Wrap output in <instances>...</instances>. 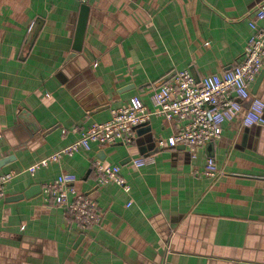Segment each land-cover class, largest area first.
<instances>
[{"label":"crops","instance_id":"crops-1","mask_svg":"<svg viewBox=\"0 0 264 264\" xmlns=\"http://www.w3.org/2000/svg\"><path fill=\"white\" fill-rule=\"evenodd\" d=\"M262 2L92 0L76 52L82 2L0 0V174L23 171L72 143L134 95L154 108L155 88L179 69L198 79L231 69L244 56ZM255 83L252 92L264 101V75L256 89ZM183 125L153 115L131 145L94 143L34 175L14 177L0 198V258L264 264V125L245 126L241 116L226 121L222 137L195 156L184 144L160 145ZM141 156L152 161L138 167L134 159ZM209 157L222 172L215 177L202 173ZM97 160L119 164L130 190L114 181L99 184ZM62 172L75 173L77 191L98 201L100 224L81 229L65 208L44 201L43 185ZM34 186L32 196L11 199Z\"/></svg>","mask_w":264,"mask_h":264},{"label":"built area","instance_id":"built-area-1","mask_svg":"<svg viewBox=\"0 0 264 264\" xmlns=\"http://www.w3.org/2000/svg\"><path fill=\"white\" fill-rule=\"evenodd\" d=\"M89 3L92 0H79ZM261 22V23H260ZM253 33L245 47L244 56L231 69L198 79L189 68L179 69L174 75L160 83L152 94L154 108L134 95L127 106L113 109L112 117L104 122H95L85 129L72 143L31 164L23 171H8L0 174V198L6 196V185L22 172L36 174L41 167L59 161L64 155H72L82 149H90L94 143L112 144L121 142L131 145L139 126L149 122L153 115L184 121L183 128L160 145L184 144L193 156L198 148L220 139L223 124L238 116L245 126L264 125V101L252 92V85L264 67V2L259 4L255 19L250 22ZM246 102H250L248 106ZM152 161L149 157H138L134 164L144 166ZM99 184L114 181L130 190V184L121 174L119 164L95 162ZM202 173L215 177L222 172L213 157L207 159ZM78 176L62 172L54 181L42 187L44 201L62 206L73 217L81 229L98 225L102 213L98 201L77 191ZM0 264H16L10 258H0Z\"/></svg>","mask_w":264,"mask_h":264},{"label":"water","instance_id":"water-1","mask_svg":"<svg viewBox=\"0 0 264 264\" xmlns=\"http://www.w3.org/2000/svg\"><path fill=\"white\" fill-rule=\"evenodd\" d=\"M89 11H90V6L88 3H83L81 6V12H80V16H79V20H78V24H77V28H76V34H75V40H74V45H73V49L74 51H80L83 48V42H84V37H85V33H86V27H87V23H88V17H89ZM41 29V24L38 22L36 23L32 30L30 31L28 40H27V44L29 46V49L33 46V44L35 43V40L40 32ZM264 75V71H262L257 80L256 83L254 85V89H256L259 84L262 81ZM250 102H246V104L249 105ZM148 123V122H147ZM147 123L139 126L142 127L144 125H147ZM138 127V128H139ZM213 141L208 142L207 144H212ZM39 186H34L29 188L28 190H26L25 192L16 195V196H12L11 199H20V198H24L26 197H30L32 196L37 190H38Z\"/></svg>","mask_w":264,"mask_h":264}]
</instances>
